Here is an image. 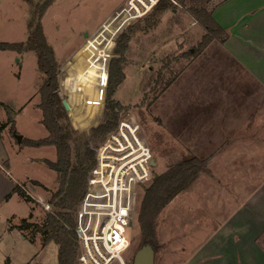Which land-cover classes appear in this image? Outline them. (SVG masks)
Returning a JSON list of instances; mask_svg holds the SVG:
<instances>
[{"label": "rangeland", "instance_id": "obj_1", "mask_svg": "<svg viewBox=\"0 0 264 264\" xmlns=\"http://www.w3.org/2000/svg\"><path fill=\"white\" fill-rule=\"evenodd\" d=\"M120 1L42 0L40 14L44 35L58 63V93L75 129L89 131L105 118L111 70L114 67L117 76L120 64L125 77L114 93V99L124 107L119 124L122 119L138 122L144 136L152 108L156 106L160 112L165 108L166 115L171 107L185 130L186 140L192 139L186 150H167L156 143L157 164L150 178L134 191L128 229L130 246L121 260L111 264H132L145 240L155 244L156 264H237L239 260L264 264V234L257 241L256 237L251 239L264 227V142L249 141L241 149L240 144H230L225 129L229 113L239 118L241 112L256 116L259 105L226 99L224 41L211 19V10L221 0H170L172 7L153 27H147L144 17L154 7L136 18L115 21L113 15L108 20ZM32 9L26 0H0V42L28 39ZM206 35L210 39L203 48ZM191 52L199 53L193 56ZM115 59L122 62H113ZM46 79L34 52L0 53V104L8 105L3 109V125L8 130L2 141L17 163V173L23 178L21 186L35 200L18 195L0 208V264H58L59 260L56 242L44 243L41 233L30 234L31 229L22 233L9 221L14 212L43 223L46 213L52 210V206L47 207L49 200L59 187L56 171L44 161L57 159L56 147L23 144L25 139L38 141L49 135L40 108ZM176 81L179 90L163 98ZM212 81H218L217 85ZM190 87L197 93L195 98L189 94L192 98L187 97ZM65 93L70 111L78 123L86 124L84 128L75 126ZM252 123L250 130L257 138ZM15 133L23 136L21 142ZM109 135L92 146L97 159ZM196 157L207 160L208 172L199 173L188 188L164 206L145 200L146 190L157 175ZM25 174L33 179L24 178Z\"/></svg>", "mask_w": 264, "mask_h": 264}, {"label": "trees", "instance_id": "obj_2", "mask_svg": "<svg viewBox=\"0 0 264 264\" xmlns=\"http://www.w3.org/2000/svg\"><path fill=\"white\" fill-rule=\"evenodd\" d=\"M26 1L33 8L28 21V39L20 43L0 42V50L34 52L37 55L39 69L47 75L46 82L44 83V88L46 89L45 97L40 104V108L44 114L42 122L48 129L49 135L38 141L25 139L23 143L25 144L26 142L33 146L53 145L56 147L57 159H45L44 161L49 168L56 171L59 187L49 200L48 204L52 206V210L46 213L43 223H35L28 218H23L14 227L22 233L28 231V229L32 230L33 233L30 234L33 235L37 232L41 233L44 243L50 241L56 242L59 245L58 264H78L80 244L77 234V211L88 189L91 171L97 164L96 151L92 146L104 141L118 127L121 111L124 107L119 101L114 99V93L116 85L123 80L125 75L120 64L117 67V76L113 67L110 74L105 118L99 125L92 127L89 131L79 132L72 126L68 114L64 111L65 106L58 93V63L55 51L48 43L42 29L40 18V14L43 13L42 0ZM171 7L172 3L170 0H160L154 6L151 13L144 17V21L148 25L147 27L159 24L162 13ZM211 19H213L212 15ZM213 21L215 20L213 19ZM215 23L217 22L215 21ZM217 25V28L222 33L220 39L225 41L228 32L218 23ZM204 38L206 42L203 43V48L207 45L205 43L209 42L210 39H207V35ZM118 51L120 52L121 50ZM198 53H192L191 55L196 56ZM113 62L122 61L121 59H115ZM63 95L69 108L66 93ZM4 106L8 108V105ZM69 112L75 126L79 129L84 128L86 124L78 123L79 121L76 119L74 113L70 111V108ZM4 126H0V132ZM11 128L13 132L16 131L15 125H12ZM206 164L207 160L196 157L183 161L179 165L172 166L165 173L156 176L152 186L146 190L145 200L158 202L160 207L164 206L177 193L188 188L199 173L208 172V169L205 167ZM15 192L27 201L35 202L32 196L21 185L15 187ZM31 216L33 215L31 214ZM148 242L155 245L152 240H145L144 243Z\"/></svg>", "mask_w": 264, "mask_h": 264}, {"label": "crops", "instance_id": "obj_3", "mask_svg": "<svg viewBox=\"0 0 264 264\" xmlns=\"http://www.w3.org/2000/svg\"><path fill=\"white\" fill-rule=\"evenodd\" d=\"M128 1L121 0L117 4L118 8L114 10V13L127 5ZM114 13L109 15L108 20L115 15ZM211 15L228 32L224 41L227 62L225 68L226 77L223 80L226 87L225 96L227 101H240L243 104L244 102L255 101L260 106V108L259 106L257 107L256 116L252 114L246 115L241 112L240 118L230 113L226 117L225 129L228 135L227 138L230 139V144H240L241 146L238 145V147L243 149L246 145H249V141H254L257 144L264 142V0H221L213 7ZM4 51L6 50H0V53ZM211 83L217 85L218 81H212ZM177 86L180 88L179 82L176 81L171 86L170 93H165L163 94L164 97H162L168 96L169 98L170 95L179 90ZM190 89L192 90L188 91L187 97L191 99L192 97L189 95H193V98H195L197 94L195 89L191 87ZM155 107L152 108L151 114H148L149 116L151 115V119L147 120L148 123L145 122L146 135L152 136L154 139L161 131L160 144H162L163 149L186 150L189 148L188 142L192 139L187 138L186 140L185 130L176 121L177 114L175 109L168 108L169 110L165 115L166 110L164 108L165 105H163L164 109L161 112L163 111L164 115H161L162 113L156 110H159V108ZM3 109L4 106L0 104V126L1 124L3 125V118L6 116ZM159 115L162 116L160 120L157 119ZM252 121L255 123L254 130H256L257 138L253 137L254 133H251L252 131L250 130V126L253 124ZM7 130L8 128L6 127L0 132V208L19 195L15 192V187L21 185L20 179L23 180L22 176L17 173V163L9 156L8 149L2 141V136ZM21 150L19 149L17 154ZM13 172H16L17 176L12 174ZM24 178L33 179L29 174H25ZM23 218L11 212L9 221L14 227ZM17 219L19 221L15 222ZM262 228L263 230L260 228L258 232L253 234L252 241H254L255 237L257 241L264 234V227L262 226ZM261 248L263 251L261 252L264 254L262 245ZM238 263L246 264L240 260Z\"/></svg>", "mask_w": 264, "mask_h": 264}, {"label": "built area", "instance_id": "obj_4", "mask_svg": "<svg viewBox=\"0 0 264 264\" xmlns=\"http://www.w3.org/2000/svg\"><path fill=\"white\" fill-rule=\"evenodd\" d=\"M159 1L129 0L116 11L115 21L142 16ZM140 128L138 122L122 119L98 150L97 164L77 211L79 264H111L121 260L130 246L128 229L134 191L138 184L150 178L157 164L154 147L162 138L161 131L154 139L142 136ZM152 159L156 164H152Z\"/></svg>", "mask_w": 264, "mask_h": 264}, {"label": "water", "instance_id": "obj_5", "mask_svg": "<svg viewBox=\"0 0 264 264\" xmlns=\"http://www.w3.org/2000/svg\"><path fill=\"white\" fill-rule=\"evenodd\" d=\"M15 137L19 142L23 139V136L15 133ZM152 164H156V161L152 159ZM132 264H156V250L152 243H144L135 253Z\"/></svg>", "mask_w": 264, "mask_h": 264}]
</instances>
